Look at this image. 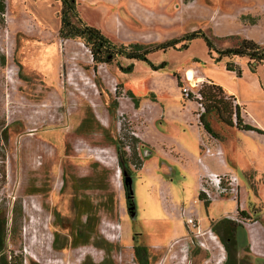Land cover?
<instances>
[{"label":"rangeland","instance_id":"obj_1","mask_svg":"<svg viewBox=\"0 0 264 264\" xmlns=\"http://www.w3.org/2000/svg\"><path fill=\"white\" fill-rule=\"evenodd\" d=\"M4 1L0 207L9 218V248L22 255L23 263L82 264L88 259L90 264H137L138 244L147 248L148 264H223L227 253L212 225L228 218L237 224L239 240L232 255L243 264H264V240L253 243L263 256L256 257L245 237L259 236L253 221L259 211L256 198L264 203V174L241 170L248 158L259 159L264 168V134L239 130L210 114L207 120L222 145L217 152L207 147L205 138H212L198 126V91L216 84L240 106L245 123L264 131V60L254 72L246 57L215 61L216 54H209L197 38L184 49L179 43L150 54L154 64L167 63L156 71L122 57L95 64L79 39L59 37V0ZM76 2L79 17L117 43H159L202 30L218 48L242 38L264 45V0ZM228 61L241 69L240 77L225 69ZM130 64L131 71L125 72ZM188 70L194 72L192 80ZM116 142L130 169L134 218L127 208ZM210 161L225 164L236 176L233 193L219 195L203 182ZM202 186L210 188L209 198ZM245 201L252 215L239 223V211L245 209L238 205L233 210ZM83 202L97 220L96 234L88 243L72 246L76 225L86 218L83 214L75 221ZM57 234L60 249L53 244Z\"/></svg>","mask_w":264,"mask_h":264},{"label":"trees","instance_id":"obj_2","mask_svg":"<svg viewBox=\"0 0 264 264\" xmlns=\"http://www.w3.org/2000/svg\"><path fill=\"white\" fill-rule=\"evenodd\" d=\"M61 2L60 10V28L59 37L63 39H79L90 51L92 60L95 64L110 63L117 57H122L129 60L143 61L151 67L152 70H159L165 68L167 63L165 61L159 64H154L148 56L157 51H165L169 48H176L179 43H182L179 49H184L188 44L197 38L203 40L209 54L215 53V61H220L222 58H233V57H246L248 59V65L251 72L255 71V67L258 63L264 60V45H261L257 41L248 38H242L234 46L218 48L214 44V40L211 36L207 35L202 30H194L183 34L179 38H171L169 40L159 42L143 44L139 42H131L127 44L117 43L107 37L102 31L94 26L86 24L78 15L77 2L76 0H59ZM5 12V1L0 0V16ZM1 63L4 64V56H0ZM132 64L124 68L125 72H130ZM225 69L230 72H234L237 76H241V69L231 63L226 62ZM178 86H181L180 76L174 73ZM184 92V91H183ZM129 96L134 102L137 101L136 97L132 93L128 92ZM191 97L192 94L188 92ZM199 102L202 104L203 111L199 113V120L204 130L214 138H218V134L212 129L207 116L213 114L216 118L229 126H236L239 130L255 131L259 134H264V131L260 128L254 127L250 124L243 122L241 117V109L238 104H233L227 99L224 94V90L221 86L216 84L204 85L198 91ZM232 97L230 95L228 98ZM117 107V102H112L109 105V111L113 113ZM90 116H87L80 124V127L85 125ZM6 139L7 130H2ZM117 154L119 159V167L123 172L126 169L130 172L128 167L125 151L121 148V145L116 142ZM85 181V180H84ZM127 208L132 203V198L129 195V189L124 184ZM91 188L92 186H86ZM82 207H79V215L76 222L80 221V216L86 215L84 222H78L75 228V232L72 235L71 245L78 246L84 245L96 234L97 220L93 219L92 214L86 209L83 203ZM241 215V216H240ZM241 218L247 217L248 214L241 210L239 211ZM59 215L55 214V218ZM237 224L228 218H223L217 221L216 224L212 225L215 233L219 235L220 241L222 242L226 253L227 260L223 264H243L244 260H239L236 254L231 253L234 251V245H236L235 229ZM223 229V234L219 233V229ZM10 224L7 212L0 207V264H24L23 257L21 254H15L13 250L9 248V236H10ZM55 249L62 248L58 245V234L53 239ZM134 256L137 264H148V252L147 248L142 245L134 246ZM82 264H90L89 260L86 259ZM100 264H105L102 262Z\"/></svg>","mask_w":264,"mask_h":264},{"label":"crops","instance_id":"obj_3","mask_svg":"<svg viewBox=\"0 0 264 264\" xmlns=\"http://www.w3.org/2000/svg\"><path fill=\"white\" fill-rule=\"evenodd\" d=\"M244 122V121H243ZM247 124H250V125H252L251 123H247ZM199 127H200V130L202 129V132L204 133V135H206L205 137H208V136H210L212 139L211 140H209V138H205L206 140H204V141H206L207 142V147H213V148H216L217 149V152H221V148H222V145L221 144H219L218 142H220V140L218 139V138H214V137H212L210 134H208L205 130H204V128H203V126H202V124L200 123L199 125H198ZM252 126H254V127H257V128H260L259 126H255V125H252ZM261 129V128H260ZM262 130V129H261ZM249 132H254V133H257V132H255V131H249ZM257 134H259V133H257ZM203 135V134H202ZM208 135V136H207ZM260 135V134H259ZM214 141H216V142H214ZM205 143V142H204ZM208 148V149H209ZM211 150V149H210ZM212 151V150H211ZM252 157H253V155H252ZM247 158V157H246ZM255 159V158H254ZM248 160H249V163L247 164V166H245L244 168H242L243 166H241V165H236V167H234L233 165H230V167L231 168H242L241 170H246V169H250V168H253L254 170H259V172H261V173H263L264 174V168H262L261 167V162L259 161V159H257V161H256V159H255V161H253V162H251V158H248ZM225 165V164H224ZM224 165L223 164H220V162H211L210 161V164H209V166H208V168L209 169H211V170H209L210 172H214V173H226L227 172V170L226 169H224ZM208 171V170H207ZM228 173V172H227ZM245 203H246V201H245ZM255 203H257L256 204V207H258L259 208V211H257V212H255V215H256V217L257 218H255V220L253 221L254 223V225L255 224H257V226H254L253 227V230H254V232L255 233H258V238L256 237H253L254 239L252 240V236H250L248 233L246 234V236L245 237H249V239H250V244H251V246H250V253H251V255H253V256H256V257H258V256H262V254H260L259 252H255V251H257V249H255V247H254V245H253V243H256L257 242V239H259V241H262V240H264V203H263V200H262V198H260V197H257L256 198V202ZM238 205H239V208L240 209H245V211H247V213L249 214V215H252L250 212H248V210H246V206H247V203L246 204H243V206L241 207L240 206V204H237L235 207H234V210L233 211H237V208H238ZM236 240H237V244H238V238H236ZM263 257V256H262Z\"/></svg>","mask_w":264,"mask_h":264},{"label":"built area","instance_id":"obj_4","mask_svg":"<svg viewBox=\"0 0 264 264\" xmlns=\"http://www.w3.org/2000/svg\"><path fill=\"white\" fill-rule=\"evenodd\" d=\"M184 92L188 94L187 91ZM199 107L201 108V111H203V107L201 104H199ZM206 151H209V149H206ZM203 182H207L208 186L210 184L213 187H215V189L218 190L219 195L224 193H233L236 190V186H237L236 176L227 172L226 173L209 172L206 178L205 177L203 178ZM208 186L205 188L204 186H202V190H201V192L207 195V197L209 196V194L212 195L210 193V188ZM240 222L244 223V221H240ZM189 223H193V220L189 219Z\"/></svg>","mask_w":264,"mask_h":264},{"label":"water","instance_id":"obj_5","mask_svg":"<svg viewBox=\"0 0 264 264\" xmlns=\"http://www.w3.org/2000/svg\"><path fill=\"white\" fill-rule=\"evenodd\" d=\"M122 175H123L124 184L128 187L129 195L132 198V201H131L132 205L128 208V211L131 212V216H132V218H134L136 212L134 209L133 192H132V188H131V174L126 169H123Z\"/></svg>","mask_w":264,"mask_h":264},{"label":"bare ground","instance_id":"obj_6","mask_svg":"<svg viewBox=\"0 0 264 264\" xmlns=\"http://www.w3.org/2000/svg\"><path fill=\"white\" fill-rule=\"evenodd\" d=\"M193 71H191V70H188L187 72H186V76H187V79L188 80H192V78H193ZM43 260V259H42ZM46 261V260H45Z\"/></svg>","mask_w":264,"mask_h":264},{"label":"flooded vegetation","instance_id":"obj_7","mask_svg":"<svg viewBox=\"0 0 264 264\" xmlns=\"http://www.w3.org/2000/svg\"><path fill=\"white\" fill-rule=\"evenodd\" d=\"M202 193V192H201ZM237 211H238V208H237ZM236 211V212H237ZM243 211H245V210H243ZM246 212V211H245ZM247 213V212H246ZM248 214V213H247ZM239 215V214H238ZM249 215V214H248ZM241 216V215H240ZM240 216H237V217H240ZM236 218V217H235ZM249 218V217H248ZM237 221H238V219H236ZM245 220V218H242L240 221H244ZM240 221H238L239 223H241ZM136 245H138V244H135L134 246H136Z\"/></svg>","mask_w":264,"mask_h":264}]
</instances>
